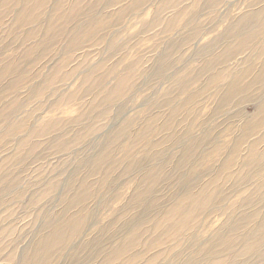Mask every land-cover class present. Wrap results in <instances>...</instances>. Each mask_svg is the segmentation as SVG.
Listing matches in <instances>:
<instances>
[{
  "label": "rangeland",
  "instance_id": "rangeland-1",
  "mask_svg": "<svg viewBox=\"0 0 264 264\" xmlns=\"http://www.w3.org/2000/svg\"><path fill=\"white\" fill-rule=\"evenodd\" d=\"M263 70L264 0H0V264H264Z\"/></svg>",
  "mask_w": 264,
  "mask_h": 264
},
{
  "label": "bare ground",
  "instance_id": "bare-ground-1",
  "mask_svg": "<svg viewBox=\"0 0 264 264\" xmlns=\"http://www.w3.org/2000/svg\"><path fill=\"white\" fill-rule=\"evenodd\" d=\"M262 73L264 74V70L262 71ZM259 77H261V76L259 75ZM56 235H57V234L53 233V234H50V235H48V236H51V237H53V238H54V236H55V239H56ZM46 245H47V244H46Z\"/></svg>",
  "mask_w": 264,
  "mask_h": 264
}]
</instances>
